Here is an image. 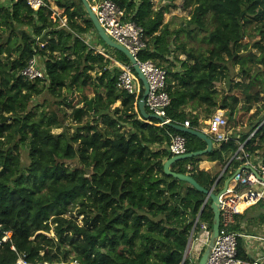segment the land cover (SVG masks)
<instances>
[{
    "label": "trees",
    "instance_id": "obj_1",
    "mask_svg": "<svg viewBox=\"0 0 264 264\" xmlns=\"http://www.w3.org/2000/svg\"><path fill=\"white\" fill-rule=\"evenodd\" d=\"M56 1L71 30L53 20L50 4L36 11L25 0L0 1V113L9 116L0 124V229L13 233L12 242L0 246V264L20 259L27 264H191L189 251L185 257L188 242L198 216L213 227L212 201L202 210L206 193L167 174L165 164L172 158L173 135L186 137L187 153L206 149V141L143 118L137 107L143 87L139 98L120 89L121 68L104 69L111 61L76 36H99L83 1ZM113 1L126 20L144 28L148 46L139 58L167 71V115L174 123L189 119L199 128V117L186 112L191 102L203 106L207 117L218 109L227 112L234 140L170 167L220 192L240 167L237 140L247 153L264 154V0H183L191 18L176 30L165 20L170 7L178 8L177 0H160L167 4L158 8L153 0ZM249 24L258 32L248 35ZM208 25L205 50L179 43L182 33L191 36ZM180 50L187 52L185 60ZM35 56L47 77L28 80L21 72ZM97 62L103 68L98 82L89 73ZM230 62L249 81L236 82L232 94H222L216 85L231 76ZM256 65L263 71L252 74ZM45 92L55 99L51 111L38 115L33 102ZM67 108L75 131L54 133L64 127L62 109ZM204 160L217 162L222 176L199 170ZM53 229L56 236L48 237ZM239 254L246 257L243 238Z\"/></svg>",
    "mask_w": 264,
    "mask_h": 264
},
{
    "label": "built area",
    "instance_id": "obj_2",
    "mask_svg": "<svg viewBox=\"0 0 264 264\" xmlns=\"http://www.w3.org/2000/svg\"><path fill=\"white\" fill-rule=\"evenodd\" d=\"M25 1L36 11L50 4L53 10V20L58 23L59 27L70 29L67 18L65 16H60L58 7L53 8L51 1L49 4L46 0ZM92 1L94 4L93 9L106 33L113 41L131 52L141 72L146 76L149 84V92L146 98L147 111L163 119L162 121L159 120L160 123L157 124L159 126L174 123L167 115V110L171 104V98L167 91V71L152 60H141L139 58L141 52L148 46L144 28L134 21L126 20L125 11L113 0ZM21 73L22 76L28 80L44 79L47 77L44 63L39 56L33 57ZM118 86L130 95L139 98L143 86L131 62L121 66ZM182 125L187 128H194L191 126L189 119ZM232 129L226 111L218 110L209 119L208 127L204 131L212 138L213 143L220 147L235 139ZM237 143L239 145V150L235 158L240 162L239 171H235L227 190L220 194V233L206 264H264V247L257 246L253 248V246H251L249 255L247 253L246 257H240L239 254L240 239L243 238L246 242H253L255 240L264 242V237L256 234L246 235L234 229L236 225V216L254 205H258L261 202L264 203V154H249L245 151L244 143L238 140ZM169 149L172 153V157L186 154V137L182 134L173 135ZM211 189L215 193L218 192L216 190V185ZM241 201L249 203L243 211L239 210V203ZM211 235L212 228L209 223L201 220L200 216H198L190 237L191 244L189 254L192 258L191 264H198V262H194L193 256H195V252L193 256L190 252L196 251L199 245L202 251L205 250ZM12 238V231H3L0 229V246H3V244L8 241L12 242ZM12 249L16 250L13 245ZM19 264L27 263L24 259H20Z\"/></svg>",
    "mask_w": 264,
    "mask_h": 264
},
{
    "label": "water",
    "instance_id": "obj_3",
    "mask_svg": "<svg viewBox=\"0 0 264 264\" xmlns=\"http://www.w3.org/2000/svg\"><path fill=\"white\" fill-rule=\"evenodd\" d=\"M82 1L84 3V6H85L91 20L94 23V26H95L99 36L102 38V40L107 45H109L110 47L124 53L129 58L130 62L133 64L134 71L137 74V76H138V78L141 81L142 86H143V94H142V97H141L139 104H138L141 116L147 120L157 119V120L162 121L163 119L161 117H159L155 114H151L147 111L146 98H147L148 92H149V84H148L146 76L141 72L135 57L131 54V52L128 49H126L125 47H123V46L119 45L118 43H116L115 41H113V39L106 33L104 28L101 26V24L98 20V17L96 15L94 9L92 8L90 2L88 0H82ZM45 38H46V36H44L41 39V42H43L45 40ZM92 104H93V100L91 99L88 101V105L90 107H92ZM0 114H1L0 124H3L5 122L9 121V116H6L3 112H1ZM168 126H171V127L175 128L176 130H179L181 132H185V133H189V134H193L195 136H198V137L202 138L203 140H205L207 143L206 149L198 151V152L186 153V154L180 155V156H174L170 160H168L165 164V171L167 174L172 175L174 177H177L178 179H180L182 181L188 182L191 185H193L195 188H197L198 190L206 193L207 197H206L205 203L202 206V210L205 208L209 199L212 201L211 207L214 211V223H213V227H212V235H211L210 241H209V243H208L205 251L203 252V254L199 260V263H198V264H206L208 261V258L210 256V253L212 251V248H213V246H214V244H215V242L219 236V233H220V226H221L220 194L224 193L227 190L232 177L226 182L223 190L215 193V192H213L212 189L207 190V189L203 188L201 185H199L190 174H182V173L173 172L170 167L174 162L210 153L214 149V146H213L214 143H213L212 138L208 134H206L205 132H203L201 130H198L195 128H187V127L183 126L182 124H177V123H169ZM190 244H191V238L189 239V242H188V246H187V249L185 252V257L188 254ZM183 263H184V261H183Z\"/></svg>",
    "mask_w": 264,
    "mask_h": 264
},
{
    "label": "rangeland",
    "instance_id": "obj_4",
    "mask_svg": "<svg viewBox=\"0 0 264 264\" xmlns=\"http://www.w3.org/2000/svg\"><path fill=\"white\" fill-rule=\"evenodd\" d=\"M0 1H1V3H3V2L5 3V1H8V0H0ZM153 1L157 7H159L163 4H167V3H162L159 0H153ZM159 2H160V5L158 4ZM176 3H177L178 8L180 7V9L178 11L182 12V15L181 16H179V15L173 16L174 19H172L173 18L172 16L170 17V22H172L170 26H171L172 30H176V29L180 28L181 26L183 27L185 25L186 19H189L188 16L190 15L189 14L190 9H185L183 7V0H177ZM53 7L55 8V6H53ZM210 29H212V27H211V25H208L207 31H198L191 36H189L185 33H182L180 36L181 39H180L179 43H181V42L184 43L186 46V49L195 48L197 51L205 50L206 48H208L207 35H208V31ZM257 30L258 29H256L255 24L247 25L246 32L248 35L249 34H255L256 32H258ZM253 52L255 54H258L257 49H254ZM177 54L182 60H185L187 57V52H185L184 50L177 51ZM229 66L231 69V71H230L231 76L228 77L226 80L217 83V85H216L217 90L219 92H221L222 94L223 93L232 94L234 92V89H235L234 84L236 82H239V81L248 82L249 81L248 77L243 76V71L240 69L241 67L239 65L235 66L232 64V62H230ZM262 71H263L262 67H260L259 65H256L253 67L251 73L254 74L255 72H262ZM259 88H260V85H257L254 89V92L258 91ZM54 99L55 98L50 93H47V92H45L41 96L36 97L34 99L33 106L36 108L35 110H36L37 114L39 115V113L43 110L51 111V109L49 108V103H51ZM260 104H263V103H260ZM63 113H64V119H65L64 127L58 128V129L55 128V129H53V132L59 134V133L66 130L69 134H72L75 131V127H76V122L73 120L72 110L68 109V108L62 109V114ZM207 115L208 114L205 112V109L199 110V116H200L201 120H204L205 118H207ZM28 161L29 160H28L27 152H26V149L24 148L22 150V162L24 165H27ZM68 164H70V166L76 165L74 163H68ZM262 204H264V203H262ZM258 207L262 209V207L260 205ZM256 209H258V208L256 207V208H253L252 210H256ZM79 220L82 223V217ZM260 224L264 225V221H262V223L257 222L256 225L253 224V226L250 227V229H251L250 231H253V232L261 231L263 226L261 227ZM47 235H48V237H55L56 233L53 229L49 233H47ZM54 251H56V249H54ZM201 251H202V249H201V246L199 245L198 248L196 249V251L194 250L193 252H190L192 254V256H193V253L195 252V254H194L195 256H193L194 262L199 263ZM17 264H19V261Z\"/></svg>",
    "mask_w": 264,
    "mask_h": 264
},
{
    "label": "crops",
    "instance_id": "obj_5",
    "mask_svg": "<svg viewBox=\"0 0 264 264\" xmlns=\"http://www.w3.org/2000/svg\"><path fill=\"white\" fill-rule=\"evenodd\" d=\"M9 1L10 0L5 1V3H8ZM88 1L90 2L91 6L93 8L94 7L93 1L92 0H88ZM165 2L166 1H163L162 3H165ZM51 4L53 6H55V8L58 7L56 0H51ZM158 4L160 5V2ZM155 8H158V7L155 5ZM179 9H180V7L176 8V9L170 7V11L166 15L167 18L165 20V22L168 23L169 26L172 23V22H170V17L171 16L173 17V16H177V15H179V16L182 15V12L178 11ZM188 18L189 19L191 18L190 15L188 16ZM172 19H174V17ZM189 19H186V20H189ZM170 28H171V26H170ZM76 36L79 37L80 39H82V41L85 44H87L88 48L94 50V52H96V54L97 53L101 54V55H103L105 57L106 60H110L111 61L110 64L107 63L105 66H103L104 69L112 71L114 68L120 69L122 65H125L124 63H122L120 60L117 59V53L114 50H112L114 48L111 47L112 49H107L105 47V45L101 43L99 36L95 32H88V33H85L84 35H78L77 34ZM74 57H75L74 55L71 56V58H74ZM102 71H103V68H101V62H97V63H95V69L94 70H90L89 73L92 75L93 80H96L98 82V79L102 75ZM104 86L105 85H101V87H99V90L104 95H106V89H105ZM92 100H94V97H92ZM120 105H121V101L119 100L117 103H115L114 107H116V106L118 107ZM138 109H139V107H138ZM201 109H205V108L203 106L198 105L197 103L191 102L186 107V112L189 115H191V116H198L199 119H200L199 110H201ZM218 110H221V109H218ZM205 112H206V110H205ZM226 114H227V112H226ZM212 116L207 117L204 120L200 119V126L197 129L205 132L204 130L207 129L209 119ZM232 130H233V132H235L234 129H232ZM213 146H214V148H218L219 147L216 144H214ZM197 165L199 167V170L207 171V172H210V173H212L214 175L215 174L216 175L219 174V176L222 174V171H220L217 162L204 160V161L199 162ZM187 174H190V173H187ZM259 205L262 207V209L258 207ZM256 207L258 209L252 210L253 208H256ZM262 221H264V204L260 203L258 205H254V206L250 207L249 209H247L246 211H244L240 215L236 216L235 229L237 231H239V232H242V233L246 234V235H250V234L255 235L256 234L258 236L264 237V225L263 224H260L261 227L263 226L261 231H259V232L258 231L257 232L250 231L251 230L250 227L253 226V224L256 225L257 222H261L262 223ZM251 246H253V248L257 247V246L264 247V242H261L260 240H255L253 242H246L244 240V250H245V254L246 255H247V253L249 255V252L251 250Z\"/></svg>",
    "mask_w": 264,
    "mask_h": 264
},
{
    "label": "bare ground",
    "instance_id": "obj_6",
    "mask_svg": "<svg viewBox=\"0 0 264 264\" xmlns=\"http://www.w3.org/2000/svg\"><path fill=\"white\" fill-rule=\"evenodd\" d=\"M248 205H249V203H245V202L241 201L239 203V210L243 211Z\"/></svg>",
    "mask_w": 264,
    "mask_h": 264
}]
</instances>
